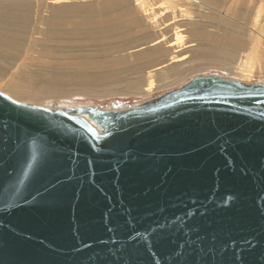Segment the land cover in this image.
<instances>
[{"label":"water","instance_id":"1","mask_svg":"<svg viewBox=\"0 0 264 264\" xmlns=\"http://www.w3.org/2000/svg\"><path fill=\"white\" fill-rule=\"evenodd\" d=\"M0 264H264V83L118 109L0 91Z\"/></svg>","mask_w":264,"mask_h":264},{"label":"rangeland","instance_id":"2","mask_svg":"<svg viewBox=\"0 0 264 264\" xmlns=\"http://www.w3.org/2000/svg\"><path fill=\"white\" fill-rule=\"evenodd\" d=\"M31 1L32 3L28 2L29 4H27L29 7L27 17L25 19L13 20L11 15L5 13L8 11L7 8L16 5L17 0H0V24H6L4 33L11 37L14 43L7 52L8 55L12 54L15 56L12 64H6L0 60V69H2L0 73V90L8 94L10 93L9 86L16 85L26 74L24 71H35L41 79L42 77L43 79L50 78L52 72L69 75L76 70L75 68H79V66L74 64V57L84 55L93 57L101 54L112 56L117 53L114 49H107L106 51L109 53L98 52L105 42L116 44L131 40L136 41L132 45L136 46L142 42L140 38L147 31L167 27L165 26L166 24L156 27L154 21L159 16L158 14H153L151 17H147L146 21L148 25L146 28L143 21L134 13L123 19L125 24L121 30H118V33H123L122 35L110 40L92 41L87 39L88 36H83L81 34L83 33L82 31L70 36L67 32L74 27L73 24L69 23L65 28L57 25L56 22L61 17L56 14H61L65 18L71 15L73 18L78 19L98 12V6L94 2L90 3L88 0H70L68 4H65L69 7H64L65 5L53 7L48 4L52 3L53 0ZM198 1L202 5L201 7L194 6V8L199 10H195L193 15L200 17L204 22H192V24L186 20V16L182 17L181 13L177 11L174 14L177 17L170 19L171 24L181 25L194 39L192 42H187L174 50L176 54L183 53L174 62H184L182 66L189 69L184 72V77L174 84L160 88L148 96L135 93L139 89V85L134 83L138 80H144L149 71L156 72L153 66L154 62L152 61L156 57L153 54L147 53L140 58L130 56L126 62L108 65V69L120 70L115 76L111 77L110 80L113 81L111 88H115L116 90L123 89L124 92L111 91L100 94L89 89L68 87L64 88L65 90L62 93L52 95L51 97H43L36 100L18 98L17 100L42 105L56 104L61 105V107L74 103L78 105H95L104 109H118L140 103L146 99H151L152 96L154 98L178 88L194 76L210 74L225 76L227 72L224 69L227 68L228 63L238 60L241 58V53L244 50L252 49L255 45L257 47L254 50H257L260 55L264 54V0ZM211 6L214 7V10L220 11L222 17L211 15L207 10ZM156 7L157 5H148V7L140 11H143L144 15L151 12L155 13ZM170 12L172 13L173 11L170 10ZM194 20L195 18L192 21ZM260 30H262V37L258 40L256 36ZM188 38L186 37L185 41ZM155 42L150 43V45L155 44ZM211 47H219L221 50L216 52L215 50H211ZM230 48L233 49L232 53H229ZM238 51L241 52L239 53V57H233L235 52L237 53ZM119 55L120 53H118ZM214 55L220 59L225 58L227 61L214 60ZM174 62L167 64L171 66ZM147 64L152 65L146 66ZM247 73L249 75L241 78L233 77L235 74H232L231 77L246 83H264V74H261L256 66L252 67V69L248 68ZM153 80L156 79L154 78ZM9 95L12 96L11 93Z\"/></svg>","mask_w":264,"mask_h":264},{"label":"bare ground","instance_id":"3","mask_svg":"<svg viewBox=\"0 0 264 264\" xmlns=\"http://www.w3.org/2000/svg\"><path fill=\"white\" fill-rule=\"evenodd\" d=\"M28 2L32 3L31 0H17L16 5H12L11 7L7 8L8 11L5 14L11 15L13 20H19L20 18L25 19L28 15ZM68 2H70V0H53L52 3L48 4L53 7H62L63 5L68 4ZM88 2H94L95 5L97 4L98 12H94L93 14H89L78 19L73 18L71 15L65 18L61 14H56L61 17L58 19L56 24L65 28L69 23H72L74 27L67 32L70 36L74 33H79L82 31L83 33L81 34L83 36H88L87 39L92 41L110 40L119 37L123 34L118 33V30H121L125 24L123 19H125L126 16L132 15L134 13H136L137 17L143 21V24L146 28L148 25L146 19L147 17H151L153 14H158L159 16L154 21V25L156 27H159L163 24H166L165 26L167 27L164 29L159 28L151 29L149 32L147 31V33L140 38L142 42L136 46H132L136 41L131 40L124 43L118 42L116 44L105 42L98 52L109 53L106 51L107 49H114L117 51V53L113 54L112 56H104L101 54L95 55L93 57L88 55L74 57V64L79 66V68H75L76 70L69 75L52 72L50 78L43 79L42 77L41 79L39 74H36L35 71H24L26 74L22 78L20 77L21 79L17 82V84L9 86V92L12 94V98L14 97L16 100L18 98L36 100L38 98H46L51 97L52 95L54 96L56 94H60L65 90L64 88L68 87L83 88L87 90L89 89L100 94L111 91L124 92L123 89L116 90L115 88H111L113 81L110 79L120 72V70L108 69V65L126 62L130 56L140 58L147 53L153 54V56L156 57V59L154 58L152 60L154 62L153 66L155 67L156 72L153 73L152 71H149L144 80H138L134 83L139 85V89L135 91L136 94L144 96L151 95L158 89L174 84L184 77V72L189 69L188 67L182 66L184 62H174L175 59L179 57V55L183 54H176L174 50L183 46L187 42H192L194 39L193 36L188 34L181 25H176L175 23L171 24L172 22H170V19L177 17L174 15L177 11L178 13H181L180 15L182 17L186 16V20H188L190 23L204 22V20H201L200 17L193 15L195 10H199L194 8V6L201 7V2L198 0H88ZM148 5H157V10L155 13L150 11L151 13L144 15L143 11L140 10L145 9V7H148ZM64 7L69 6L65 5ZM170 10L173 12L171 13ZM207 10L213 16L222 17V13L218 10H214L213 6L209 7ZM171 15L173 16L171 17ZM193 18H195L194 21H192ZM5 25L6 24H0V60L6 64H12V60L15 56L12 54L8 55L7 52L9 51L10 47L14 45V43L11 37L4 33L6 30ZM18 31L21 33L20 30ZM164 36L165 38H163ZM186 37L189 38L185 41ZM256 37L258 40H260L262 37V30L257 33ZM154 41H156L155 44L150 45V43H153ZM256 47L257 46L255 45L254 48ZM254 48L246 49L243 51V53L239 51L237 53L235 52L233 57L237 58L239 57V53H241V58L228 63L227 68L224 69L227 72V75H215L223 76L229 79H234L233 77L241 78L249 75V73H247L248 68L252 69L254 66H256L261 74H264V54L260 55V53L257 50H254ZM211 50H215L217 52L221 49L219 47H211ZM232 52L233 49L230 48L229 53ZM118 53H120L119 56ZM213 57L214 60L220 59L216 57V55ZM220 60L222 62L227 61L225 58ZM173 62V65L168 66L167 63L171 64ZM151 65L152 64H147L146 66ZM1 71L2 69H0V73ZM232 74L235 75L231 77ZM227 76H230L231 78ZM154 78L156 80H153ZM151 98H153V96ZM54 105L59 108H63L82 106L86 104L78 105L72 103L63 107H61V105ZM54 105L48 104L43 106L54 108ZM83 116L87 118V115L84 114Z\"/></svg>","mask_w":264,"mask_h":264},{"label":"snow or ice","instance_id":"4","mask_svg":"<svg viewBox=\"0 0 264 264\" xmlns=\"http://www.w3.org/2000/svg\"><path fill=\"white\" fill-rule=\"evenodd\" d=\"M30 158V157H29Z\"/></svg>","mask_w":264,"mask_h":264}]
</instances>
